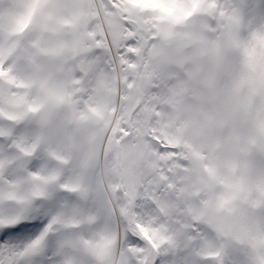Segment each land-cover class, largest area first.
Listing matches in <instances>:
<instances>
[{
	"label": "snow or ice",
	"instance_id": "1",
	"mask_svg": "<svg viewBox=\"0 0 264 264\" xmlns=\"http://www.w3.org/2000/svg\"><path fill=\"white\" fill-rule=\"evenodd\" d=\"M0 264H264V0H0Z\"/></svg>",
	"mask_w": 264,
	"mask_h": 264
}]
</instances>
